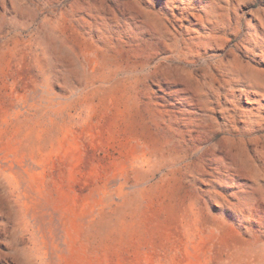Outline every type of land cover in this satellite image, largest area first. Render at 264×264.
Segmentation results:
<instances>
[{
  "label": "rangeland",
  "instance_id": "374dc122",
  "mask_svg": "<svg viewBox=\"0 0 264 264\" xmlns=\"http://www.w3.org/2000/svg\"><path fill=\"white\" fill-rule=\"evenodd\" d=\"M0 264H264V0H0Z\"/></svg>",
  "mask_w": 264,
  "mask_h": 264
}]
</instances>
